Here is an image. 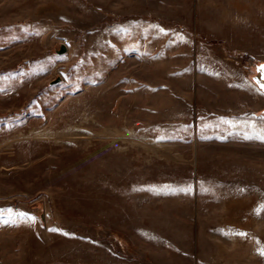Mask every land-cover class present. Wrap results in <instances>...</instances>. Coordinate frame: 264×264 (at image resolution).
<instances>
[{"label": "rangeland", "instance_id": "1", "mask_svg": "<svg viewBox=\"0 0 264 264\" xmlns=\"http://www.w3.org/2000/svg\"><path fill=\"white\" fill-rule=\"evenodd\" d=\"M260 65L264 0H0V264H264Z\"/></svg>", "mask_w": 264, "mask_h": 264}, {"label": "snow or ice", "instance_id": "2", "mask_svg": "<svg viewBox=\"0 0 264 264\" xmlns=\"http://www.w3.org/2000/svg\"><path fill=\"white\" fill-rule=\"evenodd\" d=\"M257 71L261 73V78H260V80L257 81V83L259 84L260 89L262 90V94H264V65H260L258 67ZM261 119H264V116H262ZM17 215L22 220L32 221V222L35 221V217H31L27 213H18ZM48 230L51 231V232H59V231H61L60 229H56V228H50ZM63 234L64 235H69L68 233H63ZM237 234L241 235V236H246L247 235V233H237ZM258 254L261 255V256H264V249H260Z\"/></svg>", "mask_w": 264, "mask_h": 264}, {"label": "water", "instance_id": "3", "mask_svg": "<svg viewBox=\"0 0 264 264\" xmlns=\"http://www.w3.org/2000/svg\"><path fill=\"white\" fill-rule=\"evenodd\" d=\"M65 51H66V46H65L64 44H61L60 47H59V49L57 50V53H58V54H62V53H64ZM59 80H60V78H56V79L52 80L51 83H56V82H58Z\"/></svg>", "mask_w": 264, "mask_h": 264}]
</instances>
